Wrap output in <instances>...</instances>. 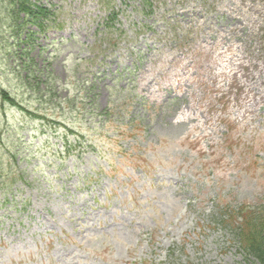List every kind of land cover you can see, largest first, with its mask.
Listing matches in <instances>:
<instances>
[{
	"label": "rangeland",
	"instance_id": "rangeland-1",
	"mask_svg": "<svg viewBox=\"0 0 264 264\" xmlns=\"http://www.w3.org/2000/svg\"><path fill=\"white\" fill-rule=\"evenodd\" d=\"M40 5L0 23V264H260L222 219L264 205V0Z\"/></svg>",
	"mask_w": 264,
	"mask_h": 264
},
{
	"label": "trees",
	"instance_id": "trees-1",
	"mask_svg": "<svg viewBox=\"0 0 264 264\" xmlns=\"http://www.w3.org/2000/svg\"><path fill=\"white\" fill-rule=\"evenodd\" d=\"M39 1L33 3V0H11L8 15L5 17L9 18V23L3 19V13L0 12V23L8 24L6 31L12 32L11 37L16 38L20 45L32 39L30 38L32 34L26 33L30 32L27 31L29 26L41 28L42 23L50 20L52 16L45 6L39 4ZM5 94L7 95L6 91ZM239 226L236 231H240L238 239L244 251L252 255L260 264H264V210L248 212L244 217V223Z\"/></svg>",
	"mask_w": 264,
	"mask_h": 264
}]
</instances>
